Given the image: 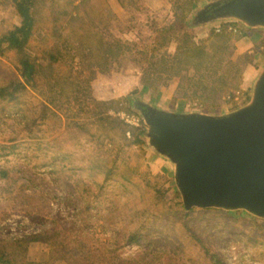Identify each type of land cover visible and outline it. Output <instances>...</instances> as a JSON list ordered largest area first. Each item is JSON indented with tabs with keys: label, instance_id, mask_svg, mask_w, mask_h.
<instances>
[{
	"label": "rangeland",
	"instance_id": "374dc122",
	"mask_svg": "<svg viewBox=\"0 0 264 264\" xmlns=\"http://www.w3.org/2000/svg\"><path fill=\"white\" fill-rule=\"evenodd\" d=\"M46 1L41 7L43 13L50 2ZM177 1L108 0L111 12L117 16L108 24L111 33L130 43L132 50L113 70L95 75L91 96L97 100H117L118 110L111 111H125L136 117L137 123H145L141 101L178 113L234 111L251 100L253 86L264 67V58L259 55L264 54V41L249 36L231 42L236 54L248 52L254 56L244 73L243 91L235 97L201 103L193 88L186 95L179 78H173L167 86L144 89L140 70L133 62L139 56L136 51L158 42L160 29L175 19ZM210 1L192 0L191 9L184 10V15L187 19L192 17ZM221 22L194 28L186 27L184 21L179 27L187 30L192 40L201 42L212 32L219 33L214 30ZM14 24H20V16L13 1L0 0V40ZM183 30L173 32L168 46L171 53L184 38ZM232 34L234 39L241 38L240 33ZM7 54L0 55V85L17 73ZM169 91L178 96L165 99ZM80 92L78 95L72 86H67L62 94L57 93L54 105L58 109H53L32 88L16 102L0 100V168L10 171L9 178L0 179V238L37 232L44 224L57 229L60 236L73 237L76 229L73 222L94 221L101 214L104 229L78 231L92 253L89 261L93 264H97L99 255L101 264H264V219L245 210L186 209L175 180L174 165L153 148L147 147L139 165L135 164L138 157L132 158L130 151L121 153L116 171L119 174L104 187L96 185L95 181L102 182L103 176L97 174L95 164L104 159L102 156L114 159L118 151L107 150L106 133L98 125L93 126L90 119L86 121L89 131L68 124L71 119L86 116L88 97L84 90ZM68 94L70 99L80 97L67 101ZM128 161L133 164L128 165ZM151 176H158L163 198L149 184L136 181ZM78 201L90 208L76 216L73 208ZM67 227L71 229L65 231ZM133 231L141 234L140 239L127 243V236ZM51 252L46 242L35 241L29 246L27 261L67 264L63 259L51 258Z\"/></svg>",
	"mask_w": 264,
	"mask_h": 264
},
{
	"label": "trees",
	"instance_id": "16d2710c",
	"mask_svg": "<svg viewBox=\"0 0 264 264\" xmlns=\"http://www.w3.org/2000/svg\"><path fill=\"white\" fill-rule=\"evenodd\" d=\"M12 1L20 16V24H14L0 40V55L8 53L7 57L17 73L0 85V100L16 102L23 92L32 88L49 105H53V109H58L54 105V99L59 97L57 93L62 94L67 86H72L78 95L80 90H84L88 97V108L84 110L86 116L71 119L68 124L89 131L86 121L90 119L93 126L98 125L106 133L107 150L118 151L114 159L102 156L104 159L95 164L97 174L103 176L102 182L95 183L104 187L119 174L116 171L120 167L118 156L121 153L130 151L132 158L138 157L135 164L139 165L147 150V126L143 121L139 126L131 125L115 114L117 111H111L118 110L117 100H97L91 96V82L95 75L120 65L132 50L131 44L111 33L108 24L117 16L111 12L108 0H50L44 13L41 7L46 0ZM177 2L175 19L171 25L160 29L158 42L153 47L136 51L139 56L133 62L140 70L143 88L157 89L167 86L173 78H179V85L185 87L186 95L188 89L193 88L201 103L235 97L243 91L244 73L253 63V54H236L231 44L235 36L230 31L212 32L201 42L192 40L190 33L179 27V23L184 21L186 27L195 21L184 15V10L191 9L192 0ZM178 29L183 30L184 38L171 53L168 46L173 32ZM78 95L70 99L68 94L66 100H78ZM127 164L133 163L128 161ZM9 173V169L0 168V179L9 178ZM120 176L124 178L123 172ZM136 181L144 182L146 186L149 184L157 196L163 198L158 176L139 177ZM89 208L78 201L73 209L78 216ZM101 219L100 214L94 221L80 219L73 222L76 228L73 237L68 234L60 236L57 229H49L44 224L37 232L0 238V264H33L27 261V254L30 244L35 241L50 245L51 258L55 260L63 259L67 264H93L92 260L89 261L92 253L78 231L84 233L94 227L104 229L105 222ZM70 229L67 227L65 231ZM140 235L136 231L129 233L127 243H137ZM97 259V264H101L100 255Z\"/></svg>",
	"mask_w": 264,
	"mask_h": 264
},
{
	"label": "water",
	"instance_id": "95a60500",
	"mask_svg": "<svg viewBox=\"0 0 264 264\" xmlns=\"http://www.w3.org/2000/svg\"><path fill=\"white\" fill-rule=\"evenodd\" d=\"M192 19L194 28L213 21L264 28V0H211ZM141 105L145 143L174 165L186 209L245 210L264 219V67L251 100L229 113Z\"/></svg>",
	"mask_w": 264,
	"mask_h": 264
},
{
	"label": "crops",
	"instance_id": "0c3cea01",
	"mask_svg": "<svg viewBox=\"0 0 264 264\" xmlns=\"http://www.w3.org/2000/svg\"><path fill=\"white\" fill-rule=\"evenodd\" d=\"M203 4H205V3H203ZM237 24H239V26H240V30H241L240 35H241V38L240 39H238V38L233 39V41L235 40V42L236 41L237 42H240L244 38H249V36H250V39H261L262 41H264V28H262V27H252V28H249V27H247L246 25H244V24H242L240 22H237ZM263 44H264V42H263ZM259 55H261V58L262 57L264 58V54L261 53ZM169 92L170 93H168L167 96H165V99L168 98V97H171L172 98L173 95L178 96V93H176L175 91H169ZM181 95L183 96V93L182 92H181ZM179 101H181V100H179Z\"/></svg>",
	"mask_w": 264,
	"mask_h": 264
},
{
	"label": "built area",
	"instance_id": "2783aa9c",
	"mask_svg": "<svg viewBox=\"0 0 264 264\" xmlns=\"http://www.w3.org/2000/svg\"><path fill=\"white\" fill-rule=\"evenodd\" d=\"M215 32H222V31H230L234 33H241L240 26L237 24V22L234 21H223L215 26ZM117 115H119L122 119H124L127 123L133 124V125H141L137 123V118L133 115L128 114L125 111L117 112Z\"/></svg>",
	"mask_w": 264,
	"mask_h": 264
},
{
	"label": "flooded vegetation",
	"instance_id": "af4514ba",
	"mask_svg": "<svg viewBox=\"0 0 264 264\" xmlns=\"http://www.w3.org/2000/svg\"><path fill=\"white\" fill-rule=\"evenodd\" d=\"M137 105L139 106L140 105V103L137 101Z\"/></svg>",
	"mask_w": 264,
	"mask_h": 264
}]
</instances>
